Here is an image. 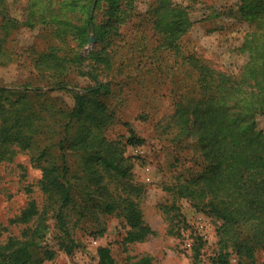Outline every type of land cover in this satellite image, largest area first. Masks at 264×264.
Returning a JSON list of instances; mask_svg holds the SVG:
<instances>
[{"label": "trees", "instance_id": "obj_1", "mask_svg": "<svg viewBox=\"0 0 264 264\" xmlns=\"http://www.w3.org/2000/svg\"><path fill=\"white\" fill-rule=\"evenodd\" d=\"M133 2L28 0L11 14L0 0V66L15 59L8 47L13 32L35 31L43 44L30 50L31 65L44 83L0 86V163L13 162L19 152L30 154L42 173L44 200L40 209L30 199L10 220V226L26 227L20 236L4 239L7 228L0 227V264L52 260L56 253L40 248L51 218L62 236L59 249L67 254L80 247L74 230L90 224L103 235L108 216L124 220L129 244L154 234L141 208L147 191L134 182L135 163L126 156L127 145L140 146L144 139L130 130L124 143L107 132L121 122L109 101L114 92L143 85L144 76L163 69L169 70L162 83L171 86L173 109L158 125L175 150L184 149L196 162L165 190L216 224L210 264H250L264 251V131L258 127L264 116V0L238 4L247 32L236 51L246 61L234 69L213 65L183 40L193 25L190 6L153 0L140 14ZM133 20L137 24L128 34ZM91 38L95 43L88 50ZM79 78L91 85L78 86ZM55 91L71 93L74 106L62 104ZM150 109L137 119L151 118ZM204 246L201 237L191 245L193 264H204ZM97 255V264H117L108 247H99ZM130 264L153 263L143 256Z\"/></svg>", "mask_w": 264, "mask_h": 264}, {"label": "rangeland", "instance_id": "obj_2", "mask_svg": "<svg viewBox=\"0 0 264 264\" xmlns=\"http://www.w3.org/2000/svg\"><path fill=\"white\" fill-rule=\"evenodd\" d=\"M6 2L11 14H15L18 12L16 10L27 5L28 0ZM152 2L134 0L133 3L137 12L144 14ZM174 2L190 6L189 19L193 25L183 40L189 41L199 55L213 65H226L231 69L244 64L246 57L236 51L247 32V24L238 20L240 0H198L195 4H188L187 0ZM135 24L137 20H133L126 29L128 34ZM11 40L8 47L15 52V59L7 66H0V86H44L31 65L30 55L33 46L35 50L42 49L43 39L37 38L35 31L22 28L13 32ZM94 43L95 38H91L88 50L92 49ZM167 71L163 69L157 76H144L143 85L126 86L123 94H117L115 87L116 92L109 100L111 109L115 110L121 122H116L109 129L108 138L126 143L130 130H133L144 139V144L140 146L127 145L126 156L133 158L135 163L134 182L147 191L141 208L144 220L154 234L143 242L129 244L125 241L128 227L124 220L116 215L108 216L105 218L106 230L103 235H97L96 229L90 224L85 227L80 225L74 230L73 238L80 247L67 254L59 249L62 236L55 220L51 218L40 248L48 247L56 254L43 264H97L99 247H108L117 264H130L143 256H150L153 264H193L191 245L197 237L203 238L205 242L202 261L210 264L217 240L216 224L211 217L197 211L190 201L174 199L165 190L166 186L176 182L184 167L189 168L196 163L184 149L175 150L174 145L163 135V125L159 126L157 122L162 117H168L173 109L172 100L168 97L171 86L162 83ZM155 78H159L158 83ZM173 79L176 80L175 77ZM76 84L87 87L91 82L88 78H79ZM51 94L64 105L73 107L75 104L71 93L55 91ZM146 109H150L152 117L137 119L140 111ZM258 127L264 131V116L258 118ZM183 155L186 156L180 157ZM41 176V170L31 162V155L27 152L17 153L11 163H0V227L7 228L4 239L20 236L25 230L24 226H10L9 222L20 214L30 199H35L39 208H43L44 200L38 186ZM28 186L32 188L31 194L26 192ZM173 206L177 209L170 210ZM250 264H264V251L258 252L255 262Z\"/></svg>", "mask_w": 264, "mask_h": 264}]
</instances>
